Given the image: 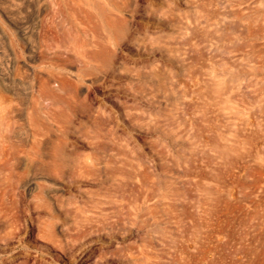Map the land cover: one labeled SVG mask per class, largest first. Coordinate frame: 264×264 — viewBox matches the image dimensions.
<instances>
[{
	"label": "rangeland",
	"instance_id": "1",
	"mask_svg": "<svg viewBox=\"0 0 264 264\" xmlns=\"http://www.w3.org/2000/svg\"><path fill=\"white\" fill-rule=\"evenodd\" d=\"M0 105V264H264V0H0Z\"/></svg>",
	"mask_w": 264,
	"mask_h": 264
},
{
	"label": "bare ground",
	"instance_id": "2",
	"mask_svg": "<svg viewBox=\"0 0 264 264\" xmlns=\"http://www.w3.org/2000/svg\"><path fill=\"white\" fill-rule=\"evenodd\" d=\"M9 99H11V98H9ZM2 103V102H1ZM7 103H9V102H7ZM6 103V104H7ZM5 104H3V106H4ZM8 105V104H7ZM1 106V105H0ZM9 106V105H8ZM22 108V107H21ZM3 110V109H2ZM8 110V109H7ZM9 111H11V110H9ZM8 111V112H9ZM5 112V111H4ZM12 112V111H11ZM10 112V113H11ZM8 114V113H7ZM6 114V115H7ZM5 115V116H6ZM12 115V114H11ZM16 122V121H15ZM2 194V193H1ZM0 194V195H1ZM5 196V195H4ZM5 223H6V227L8 228L7 230H6V235L8 236V237H10V236H12L14 233H15V223H14V221H12V219L10 218V217H8L7 219H6V221H4ZM55 223V222H54ZM42 231V230H41ZM51 234V233H50ZM53 236V235H52ZM54 239H55V237H54ZM1 262H4V260L1 258Z\"/></svg>",
	"mask_w": 264,
	"mask_h": 264
}]
</instances>
